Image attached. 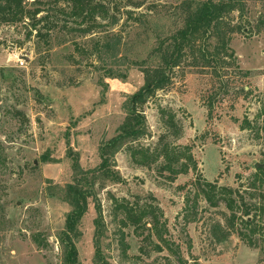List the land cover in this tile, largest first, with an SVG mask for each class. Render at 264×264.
<instances>
[{
    "label": "rangeland",
    "instance_id": "1",
    "mask_svg": "<svg viewBox=\"0 0 264 264\" xmlns=\"http://www.w3.org/2000/svg\"><path fill=\"white\" fill-rule=\"evenodd\" d=\"M92 1L109 15L89 32L69 16L68 0H37L43 10L37 18L44 17L39 35L24 24L0 26V264H61L71 157L96 178L75 242L80 264H264V186H249L264 168V0H240L228 18L237 29L229 44L237 69L219 78L183 66L143 108L147 136L140 145L153 149L167 134L164 109L183 133L166 141L192 146L197 169L174 182L155 166L134 165L124 146L107 163L120 182L98 168L103 145L124 122L127 98L143 83L132 62L154 42L150 27L127 12L170 26L168 8L182 0ZM200 190L207 197L194 209ZM143 211L149 213L132 224L128 212Z\"/></svg>",
    "mask_w": 264,
    "mask_h": 264
},
{
    "label": "trees",
    "instance_id": "2",
    "mask_svg": "<svg viewBox=\"0 0 264 264\" xmlns=\"http://www.w3.org/2000/svg\"><path fill=\"white\" fill-rule=\"evenodd\" d=\"M71 3L70 17L80 19L78 25H85L86 30H91V24L96 19L105 20L108 18L109 9L100 1L92 0H68ZM240 0H182L176 6L169 7L170 26H160L161 20L152 16L138 15L132 17V12H127L128 19L145 27L152 34L153 45L142 60H134L132 65L137 67L143 76V83L139 89L127 98L124 109L126 116L124 122L118 128L117 135L109 140L101 149V165L98 171L108 180L120 182L115 172L107 169L108 158L118 148L126 150L130 161L139 167H157V171L165 175L167 181L174 182L178 176H185L190 171L197 169V163L192 155V146L175 145L167 142L166 138L178 139L182 136V128L176 124L174 116L164 109L159 113L164 120L167 134L162 136L155 148L145 147L139 144V140L147 136V126L143 114L144 106L155 97V95L172 85L175 70L183 66L199 69L200 71H213L216 77L223 78L222 70L230 66L237 69L236 58L229 44L231 35L237 31L235 26L229 22L232 12L238 10ZM37 0H0V26H12L24 24L32 27L39 35L37 25L44 20V17L37 18L43 10L39 7ZM134 4V8H139ZM163 19V18H161ZM167 27V29H166ZM109 44L104 48L109 50ZM109 78H115L111 71L107 72ZM206 73V72H205ZM249 128V124L246 125ZM137 143V144H136ZM72 159V171L75 177L73 182L65 187L64 201L71 208L65 220L64 229L58 236L61 245V264H80L75 242L81 235L79 223L86 213L88 199L92 197L95 184L94 172L92 177L87 178L88 173L83 172L77 159ZM47 161V158H42ZM90 175V176H91ZM264 186V168H257L252 175L250 187L252 189ZM201 195L206 198L207 193L200 190L194 193L195 205ZM231 191L224 193L226 207L229 211L234 210V200H231ZM264 202V195L259 196ZM185 209H190L189 198L186 194L184 199ZM263 213V206L260 208ZM149 212H140L139 216L128 212V218L132 224L140 223V217ZM94 245L95 259H101L98 255L96 237L99 231V223L94 221ZM247 225L249 223H246ZM39 244L40 242L34 240ZM42 245V244H41ZM44 245V244H43Z\"/></svg>",
    "mask_w": 264,
    "mask_h": 264
},
{
    "label": "water",
    "instance_id": "3",
    "mask_svg": "<svg viewBox=\"0 0 264 264\" xmlns=\"http://www.w3.org/2000/svg\"><path fill=\"white\" fill-rule=\"evenodd\" d=\"M257 167H259V166H257Z\"/></svg>",
    "mask_w": 264,
    "mask_h": 264
}]
</instances>
